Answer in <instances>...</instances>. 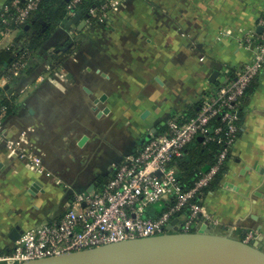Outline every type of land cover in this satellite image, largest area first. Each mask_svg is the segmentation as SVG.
Here are the masks:
<instances>
[{"label": "crops", "instance_id": "0c3cea01", "mask_svg": "<svg viewBox=\"0 0 264 264\" xmlns=\"http://www.w3.org/2000/svg\"><path fill=\"white\" fill-rule=\"evenodd\" d=\"M8 1L0 0V10ZM67 10L38 37L17 78L0 67V89L13 100L0 135L1 250H12L26 229L60 218L73 193L108 181L126 154L167 132L168 118L195 113L227 69L253 60L244 40L262 32L264 0H122L106 22L88 27ZM36 19L41 28L31 35L48 27ZM19 34L9 31L0 50ZM245 104L204 209L218 220V233L258 241L264 250V68ZM20 139L41 156L44 174L12 153L8 143Z\"/></svg>", "mask_w": 264, "mask_h": 264}, {"label": "built area", "instance_id": "2783aa9c", "mask_svg": "<svg viewBox=\"0 0 264 264\" xmlns=\"http://www.w3.org/2000/svg\"><path fill=\"white\" fill-rule=\"evenodd\" d=\"M40 2H6L0 10V40L11 30H21ZM81 2L71 0L67 8L75 14ZM121 4L122 0L92 1L82 19L84 25L106 22L111 11ZM259 25L262 32L253 31L244 40L245 47L253 48V60L233 71L227 69L228 75L218 82L215 90L202 95L194 114L168 118L167 132L153 135L142 148L126 154L105 184L92 191L73 193L68 209L60 218L26 229L12 250L0 249V263L18 264L174 230L191 231L201 223L215 226L218 220L204 209V189L230 156L242 127L248 90L264 68V14ZM21 49V44H17L15 58L7 68L10 80L17 78L27 66L31 51ZM12 102L11 95L0 89V135ZM216 117H220L221 123L210 134L211 122ZM199 137L204 144L217 140L223 148L212 166L190 188L184 189L175 161ZM8 146L36 173H45L41 156L28 143L20 139L10 141ZM157 203H166V206L157 216H146L147 208Z\"/></svg>", "mask_w": 264, "mask_h": 264}, {"label": "water", "instance_id": "95a60500", "mask_svg": "<svg viewBox=\"0 0 264 264\" xmlns=\"http://www.w3.org/2000/svg\"><path fill=\"white\" fill-rule=\"evenodd\" d=\"M218 74L212 73L210 81L216 82ZM18 264H264V250L258 241L218 233L214 226L201 223L191 231L174 230Z\"/></svg>", "mask_w": 264, "mask_h": 264}, {"label": "trees", "instance_id": "16d2710c", "mask_svg": "<svg viewBox=\"0 0 264 264\" xmlns=\"http://www.w3.org/2000/svg\"><path fill=\"white\" fill-rule=\"evenodd\" d=\"M11 1L12 0H9L8 3L10 4ZM70 1L71 0H41L38 7L31 13L26 24L23 25L21 30H19L20 34L16 40L10 46L0 50V67L2 65H6L7 69L8 66H10L11 62L15 58L14 50L19 43L21 44L22 52L31 51L32 53L33 49L37 45L36 43L38 41V37L40 35H42V37H47L48 34H50L55 29L57 22L66 16L68 12L67 6ZM92 1L95 0H82L77 9H75L76 13L79 15V18L83 19L85 17V11ZM39 16L48 23V27L37 35H31L30 33L32 30H39L41 28V24L37 19L32 20L35 17L39 18ZM10 58L11 61H9ZM192 114L194 113H189L183 117ZM220 123V117H216L212 120L210 134L213 133L212 128ZM222 148V144L218 143L217 140L209 141L207 144H204L202 139H197L188 145L185 154L182 157L177 158L175 161L179 167L178 179L184 189L190 188L195 183V181L198 180L202 172L212 166ZM226 166L227 161L215 179L204 189L205 194L217 187L224 171L226 170ZM106 182L107 181H104L101 185L105 184ZM154 206V214L151 215L148 214V212H145L146 216H157L161 210L165 208L166 203H157Z\"/></svg>", "mask_w": 264, "mask_h": 264}]
</instances>
